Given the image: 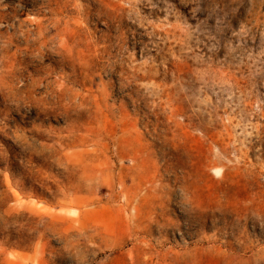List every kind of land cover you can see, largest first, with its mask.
Here are the masks:
<instances>
[{"label": "rangeland", "instance_id": "rangeland-1", "mask_svg": "<svg viewBox=\"0 0 264 264\" xmlns=\"http://www.w3.org/2000/svg\"><path fill=\"white\" fill-rule=\"evenodd\" d=\"M0 264H264V0H0Z\"/></svg>", "mask_w": 264, "mask_h": 264}]
</instances>
